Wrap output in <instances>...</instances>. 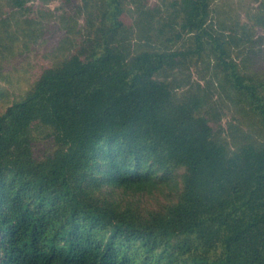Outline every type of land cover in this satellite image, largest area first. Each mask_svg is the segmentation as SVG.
<instances>
[{"label":"trees","instance_id":"16d2710c","mask_svg":"<svg viewBox=\"0 0 264 264\" xmlns=\"http://www.w3.org/2000/svg\"><path fill=\"white\" fill-rule=\"evenodd\" d=\"M210 2L82 0L95 36L0 112V264H264V75L232 54L245 24L217 33ZM125 10L152 43L134 54ZM199 58L239 114L233 145L206 88L178 90Z\"/></svg>","mask_w":264,"mask_h":264},{"label":"rangeland","instance_id":"374dc122","mask_svg":"<svg viewBox=\"0 0 264 264\" xmlns=\"http://www.w3.org/2000/svg\"><path fill=\"white\" fill-rule=\"evenodd\" d=\"M167 1L143 0V3L149 8L153 6L156 8L163 7ZM19 2L22 4L17 5L16 0H0V112L21 97L44 68L63 59L78 47L80 49L81 43L85 42L84 39H88L90 34L91 38L95 36L94 25L97 22L87 17L82 0H20ZM259 2L260 0H211L208 21L213 23L218 30L217 33L224 34L230 32L229 28L235 21L245 24L244 37L248 40L234 47L232 54L240 63L247 66L248 70L253 69L258 74L264 75V25L255 21ZM143 16L148 15L143 13ZM95 17L96 14L91 15V19ZM122 21L131 37L130 54L152 44H146L145 38H141L145 37L146 31L144 25L141 30H137V26L133 24L132 10H125ZM225 21V24H221ZM182 44L183 41L178 40L173 47H181ZM162 46H172V43L165 39ZM204 55V59L209 58ZM204 59L199 58L188 68L179 69L182 72L181 78L186 79L189 74L190 77L178 90L188 88V82H199L206 88L209 102L217 100L215 108L221 105V135L232 144L227 125L232 122L234 113L236 115L238 113L232 104H229L228 108L224 107L223 104L227 102L228 97L223 90L219 94V88L215 89L214 80L217 79L213 75L212 66L206 67ZM32 132L34 134L32 149L35 157H41L53 150L54 142L49 133L50 128L38 123L32 128ZM182 171V168L177 169L176 176L179 177ZM164 200L163 196H159V201ZM156 202V200L148 201L147 204L156 205ZM157 206L158 204L155 207Z\"/></svg>","mask_w":264,"mask_h":264}]
</instances>
